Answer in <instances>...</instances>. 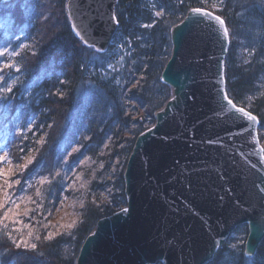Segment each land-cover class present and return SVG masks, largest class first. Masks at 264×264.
Instances as JSON below:
<instances>
[{"label":"trees","instance_id":"trees-1","mask_svg":"<svg viewBox=\"0 0 264 264\" xmlns=\"http://www.w3.org/2000/svg\"><path fill=\"white\" fill-rule=\"evenodd\" d=\"M246 1L119 0L118 31L106 52H96L97 59H89L87 45L72 31L68 0H0V52L5 53L0 55V76L4 78L0 80V143L11 153L18 145L14 137H30L37 128L39 135L47 133L48 143L39 150L28 176L33 175L43 160L49 159L48 153H44L49 143L50 152L77 147L94 155L109 143L114 147L111 155L116 156L121 142H116L118 137L124 132L137 137L151 127L155 123L154 111L168 100L169 89L160 82V74L170 57L169 30L190 8L209 9L228 22L231 36L225 59L227 94L238 106L254 113L259 119L258 128L264 130V0L260 6ZM157 12L161 14L156 15ZM118 60L123 61L122 67L111 73L109 70ZM6 64L11 67L5 68ZM87 79L91 85L85 89L82 84ZM81 91L94 101L91 107L98 115L93 113L83 132L76 125L86 120L83 112L89 101L82 94L81 98L77 96ZM249 96L256 98L250 100ZM140 113H145L143 120L133 119ZM31 125V130L25 133ZM65 135L71 137L62 141ZM23 143L18 150L26 148V142ZM133 146L134 143L127 147V160ZM53 156L54 152L50 154L52 159ZM52 185L55 190L49 189L45 202L34 194V189L25 191L33 196L30 199L35 208L30 213V223L35 230L34 239L43 238L38 239L42 244L37 247L44 251L46 259H36L35 253L22 243L16 247L13 241L19 242L13 240L14 224L7 231L0 229V234L8 236L0 240V249L11 243L0 264H68L64 246L73 241L78 254L97 220L127 205L124 187L110 202L100 204L99 197L89 196L82 219L71 233L56 232L53 238L46 239L48 231L44 225L50 219L43 214L53 209L47 202L56 204L60 194H69L70 188L58 179ZM24 188L25 179L14 190L17 193ZM104 188L106 183L97 177L89 189L100 194ZM39 204L43 207L41 211L36 209ZM2 216L0 211V227ZM30 236L27 233L25 237L28 244ZM222 251L223 248L219 249L206 264H245L244 251L239 258L233 256L226 261L222 260ZM255 255L254 264H264V239Z\"/></svg>","mask_w":264,"mask_h":264},{"label":"water","instance_id":"water-1","mask_svg":"<svg viewBox=\"0 0 264 264\" xmlns=\"http://www.w3.org/2000/svg\"><path fill=\"white\" fill-rule=\"evenodd\" d=\"M118 3L68 0L72 31L106 52L119 28ZM215 17L190 8L172 27L171 54L160 74L172 96L135 139L123 173L127 205L97 220L76 264H206L243 224L244 255L255 256L264 239L259 119L227 96L230 37Z\"/></svg>","mask_w":264,"mask_h":264},{"label":"rangeland","instance_id":"rangeland-1","mask_svg":"<svg viewBox=\"0 0 264 264\" xmlns=\"http://www.w3.org/2000/svg\"><path fill=\"white\" fill-rule=\"evenodd\" d=\"M248 2H255L259 3V6L262 4L261 0H247ZM263 5V4H262ZM217 7V6H216ZM264 7V5L262 6ZM226 24V29L228 31L229 37L231 36V29L228 25V22L224 21ZM175 25V24H174ZM173 24L170 26L169 30V43L170 47H168L169 53L171 54L172 50V43H171V29L174 26ZM88 50L86 56L89 59H97L96 52H99L94 47L87 46ZM123 61L118 60L117 63L111 68L109 71L114 73L115 70L120 69L122 67ZM115 69V70H114ZM108 75V72H107ZM161 82V81H160ZM91 85L90 79L86 80L82 87L88 89ZM165 85V84H164ZM167 86V85H166ZM169 98L172 96V91L169 86ZM83 88V89H84ZM227 91V88H226ZM87 93V92H86ZM84 92H79L78 97L81 98L82 95L86 101H89L87 104L86 110L83 112L84 117L86 120H82L80 123L76 125V129H80L83 131L86 130L88 127V119L92 117L93 113H95L96 109H92L91 105L94 102L93 100H88L89 97ZM228 93V92H227ZM82 94V95H81ZM78 98V99H79ZM168 98V99H169ZM255 96H249V99H254ZM94 104V103H93ZM165 104V103H164ZM163 107V104L159 106L155 112ZM92 110V111H91ZM95 116V117H96ZM136 117L139 120H143L145 117V113H140L138 116H134L133 119ZM90 120V119H89ZM3 126V124H2ZM20 127H18L19 129ZM32 125L28 126L25 129V133H28L31 130ZM41 129V128H40ZM73 129V127H72ZM71 130V129H70ZM258 134L260 138L261 145L264 149V130H260L258 128ZM3 133V132H2ZM40 130L37 128L32 136L25 138L18 136L16 143L18 145L14 149L13 152L9 153V151L3 148V144L0 143V157L4 158L0 160V202H3V206L0 207V211L3 214V220L0 229L4 228L6 231L16 225L14 227L15 234L13 235L14 239L17 240L19 243L25 240L26 234L31 233V240L29 244H35L36 248L31 249L32 252L35 254L33 255L36 259H40L44 261L46 259V255L43 250L38 249L37 246L41 245L42 242H38L39 240L34 239V228L31 227V216L30 213L34 210L33 201L31 200L33 196L27 195L25 191H29L34 189V194L40 198H42V202L46 201L47 193L51 190H55V185H52L53 180L58 179L60 184L63 186L68 185L69 194L61 193L60 196L55 200L57 201L56 204H53V201H48L47 204L50 211L47 210L44 217H48L50 220L46 222L44 226H46L48 235L53 234L51 238H53L57 233L67 232L71 233V230L76 226L78 222L82 219V211L86 207V200L89 196H97L100 200V204L110 202L113 197H117L121 194V190L124 187V178L123 173L125 169V162L127 161L126 153H129L127 147L133 145L136 136L132 135L131 133L121 134L120 137L117 139V143L120 142L118 145L119 153L116 156H112L114 147L110 146L111 144L107 143L100 148L99 154H90L88 151H80L81 148L71 149V151H48L50 148V144L46 145V150L44 153H48L49 159L43 160V162H39L40 167L33 173V175L28 176V170L32 167V165L37 161V154L39 150L43 149V146L48 143L46 141L47 133L45 135H39ZM70 135V134H69ZM71 136L65 135L62 141L69 140ZM2 139V134L0 136V140ZM26 142V148L23 151L18 150L19 145H24ZM61 141V142H62ZM16 145V144H15ZM109 147V148H108ZM111 147V148H110ZM124 147V148H123ZM24 152V153H23ZM50 152V153H49ZM54 152V158L50 157V154ZM67 152V153H66ZM62 154V155H61ZM61 155V156H60ZM29 161H31L29 163ZM25 165H27L25 167ZM91 175V176H90ZM89 176V178H87ZM99 178V181H103L106 183V188L103 189L102 193H97L95 190H90L91 183L95 178ZM25 179V188L24 190H14L16 184L18 185L17 181H22ZM10 185V187H9ZM48 189V190H47ZM67 189V188H66ZM85 189V190H84ZM52 193V192H51ZM5 194H7V199H5ZM31 198V199H30ZM54 205V207H53ZM40 211L43 209L42 205L36 208ZM8 212L7 218L4 217V213ZM42 213V212H41ZM74 222V223H73ZM72 225V227H67L68 225ZM9 225V226H8ZM24 227V228H23ZM29 228V230H24L25 228ZM39 233L41 234L40 227L37 226ZM94 229H92L93 231ZM45 231V230H44ZM91 231V232H92ZM90 232V233H91ZM248 234L247 225L243 224L240 225L236 230H234L226 240L223 247L219 248L222 249V260L226 261L233 256H239L241 252L244 251V243ZM2 238H0L1 242L2 239L8 237L5 234H0ZM5 235V236H4ZM4 237V238H3ZM29 238V239H30ZM40 241L43 238H39ZM26 241V240H25ZM27 242V241H26ZM8 245V247H6ZM11 243H5L3 247L0 249V262L1 256L4 251H8L11 248ZM232 245H236L235 248ZM65 253L66 258L68 260V264H76L77 259V251L75 250V244L73 241L70 243L68 242L65 246ZM219 251V250H218ZM79 253V252H78ZM255 257L246 258L245 257V264H254ZM239 258V257H238ZM156 264H161L160 262Z\"/></svg>","mask_w":264,"mask_h":264},{"label":"snow or ice","instance_id":"snow-or-ice-1","mask_svg":"<svg viewBox=\"0 0 264 264\" xmlns=\"http://www.w3.org/2000/svg\"><path fill=\"white\" fill-rule=\"evenodd\" d=\"M193 13L194 14H199V15H209V13H207V12H201V10L200 9H193ZM161 13H159V12H157L156 13V15H160ZM113 19H115V17L113 18ZM215 19L222 25L223 24V21L220 19V17H215ZM77 35H80V33L79 32H77ZM225 35H227V29H225ZM86 43H87V41H85ZM91 46V45H90ZM5 53L4 52H0V55H4ZM5 68H9V67H11V65H5L4 66ZM17 70H19V69H17ZM4 78L2 77V76H0V80H3ZM8 91H11V88H8L7 89ZM225 99L227 100V103H228V105L231 107V108H233V109H235V111L236 112H238L239 114H241L242 116H245V117H247V119H249V120H252V121H255V119H256V117L255 116H252V115H250L249 113H247L243 108H236V106L233 104V102L230 100V99H228L227 98V96H225ZM2 159H4V158H2V157H0V160H2ZM31 161H29V163H30ZM27 165H25V167H26ZM17 183H19V181H17ZM9 187H10V185H9ZM5 199H7V194H5ZM3 206V202H0V207H2ZM125 211H127V210H125ZM7 216H8V212H5L4 213V217L5 218H7ZM74 223V222H73ZM67 227H72V225L70 224V225H68ZM29 235H31V233H29ZM52 235L53 234H49V236L48 237H46V239H51V237H52ZM9 238H11V237H9ZM37 239H39V237H37ZM13 243L14 244H16V247H20L21 246V243L23 244V246L25 247V248H31V249H35L36 248V245L35 244H28L26 241H21V243H16V241H13ZM232 247L233 248H235L236 247V245H232Z\"/></svg>","mask_w":264,"mask_h":264},{"label":"bare ground","instance_id":"bare-ground-1","mask_svg":"<svg viewBox=\"0 0 264 264\" xmlns=\"http://www.w3.org/2000/svg\"><path fill=\"white\" fill-rule=\"evenodd\" d=\"M228 96V95H227ZM229 97V96H228ZM245 256V255H244ZM246 257V256H245ZM247 258V257H246Z\"/></svg>","mask_w":264,"mask_h":264}]
</instances>
